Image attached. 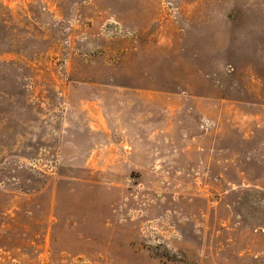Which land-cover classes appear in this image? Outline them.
<instances>
[{"label":"rangeland","instance_id":"obj_1","mask_svg":"<svg viewBox=\"0 0 264 264\" xmlns=\"http://www.w3.org/2000/svg\"><path fill=\"white\" fill-rule=\"evenodd\" d=\"M0 264H264V0H0Z\"/></svg>","mask_w":264,"mask_h":264}]
</instances>
